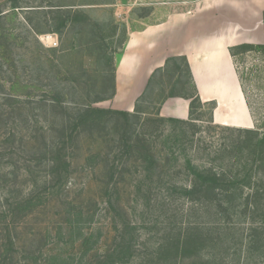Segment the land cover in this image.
I'll use <instances>...</instances> for the list:
<instances>
[{
	"label": "rangeland",
	"instance_id": "rangeland-1",
	"mask_svg": "<svg viewBox=\"0 0 264 264\" xmlns=\"http://www.w3.org/2000/svg\"><path fill=\"white\" fill-rule=\"evenodd\" d=\"M163 1L0 0V215L7 211L2 206L14 182L26 193L33 188L34 177L27 169L41 164L36 155L60 137L62 109L54 108L48 97L64 89L65 107L72 111L97 96L109 95L113 65L103 58L101 46L106 45L109 54L114 51L117 71L129 32L166 18L172 5ZM168 1L176 3V10L183 9L182 0ZM187 1L192 5L196 0ZM59 7L67 12L79 8L84 15L56 32L50 9ZM50 35L58 36L57 47L49 46ZM175 57L133 99L134 107H127L124 95L116 96V80L115 95L95 105L133 113L138 109L137 119L156 117L168 95L192 92L186 61ZM236 61L257 116L264 122V55L240 53ZM203 103L196 116L201 114L206 121L213 105ZM197 125L166 121L148 140L145 158H137L143 150L138 147L126 155L121 144L122 133L132 137L129 143L138 144L135 126L127 132V125L119 128L111 122L76 135L67 153L68 175L46 191L49 171H43L44 158L37 185L45 192L43 206L16 227L9 214L0 216V228L10 224L14 242L7 254L2 245L8 241L7 232L0 229V264H145V253L156 250L163 234L206 218L173 190L167 193L172 183L176 187L189 183V164L206 165L229 134L207 122ZM12 164L22 174L6 183ZM127 245L134 252L126 261Z\"/></svg>",
	"mask_w": 264,
	"mask_h": 264
},
{
	"label": "trees",
	"instance_id": "trees-1",
	"mask_svg": "<svg viewBox=\"0 0 264 264\" xmlns=\"http://www.w3.org/2000/svg\"><path fill=\"white\" fill-rule=\"evenodd\" d=\"M50 10H53L50 19L56 21L54 27L56 32H61L62 28L67 27L70 23H75L79 14L84 13L79 8L73 12L61 10L60 7ZM126 31V28H123V34L126 35ZM101 48L104 50L103 58L111 66L113 65L110 94L103 97L97 96L92 103L82 104L81 107L71 111L65 107L64 89L62 92H52L47 100L52 103L54 108L62 109L60 137L50 141L44 148V152L39 156L36 155V159L41 160V164L27 169L28 173L34 177L33 188L29 192L26 193L25 190L19 189L18 184L13 181L14 185L10 187L11 196L2 206L7 207V211H2L1 215L4 212L9 214V217L14 219L13 224L16 227L30 212H35L43 206L45 192L37 186L42 164L47 160L46 167L43 168V171H49L44 183L46 191L55 187L62 180V176L68 175L70 161L67 153H69V148L73 145L76 135L82 131L94 127L104 128L111 122H116L119 128L127 125V132L135 126L133 131L140 136L136 141L138 144L129 143L132 137H127L124 133H122L123 143L121 144L125 148L126 155H132L136 150L135 147H138V150L143 149L137 156V158H142L147 156L145 152H147L148 140L155 138L156 131L166 121H177L192 125V127H197L198 123L207 122L229 133L224 136L223 148L216 149L215 156L203 167L189 164L187 169L188 175L191 177L189 183L177 187L172 183L167 189V193L173 190L174 194L180 195L186 203L191 204L190 209L200 210L202 216L206 218L202 221H190L175 229L171 228L163 234L158 247L151 255L144 252L146 255L145 264H252L251 259H256L260 264H264V122L260 121L257 116L256 107L251 101L240 73L241 87L255 122L253 128L216 124L213 119L215 102H212L213 106L208 120L205 121L201 118V114L196 116L197 109L204 106V103L199 97L185 56L181 57L186 61L192 92L171 93L168 96H183L190 99L189 119L165 118L160 115V107L155 114L156 117L149 115L137 119L136 114L140 113L138 109H135L138 112L133 113L95 105L105 98L114 96L116 91L114 51L113 54H109L108 51H105L106 45H102ZM230 52L236 65V57L240 53L259 52L264 55V44L242 43L231 47ZM175 59V56L168 58L166 66ZM163 70L160 69L157 73ZM219 152L223 155L219 156ZM15 167L13 164L11 165L7 175L12 178L7 177L6 183L17 180L21 173V169ZM115 168L118 167L115 166ZM36 175L37 177H35ZM9 225L0 228L1 231L4 229L7 232L8 241H2L4 242L2 243L3 249L7 254L10 251L8 250L9 246L14 245L10 237ZM238 228L241 229L238 230ZM133 252L131 245H127L123 249L126 261L132 257ZM153 254L154 256H152ZM35 259L37 260V257Z\"/></svg>",
	"mask_w": 264,
	"mask_h": 264
},
{
	"label": "crops",
	"instance_id": "crops-1",
	"mask_svg": "<svg viewBox=\"0 0 264 264\" xmlns=\"http://www.w3.org/2000/svg\"><path fill=\"white\" fill-rule=\"evenodd\" d=\"M165 1L172 5L166 18L129 32L116 71V96L124 95L127 107H134L133 99L151 85L167 59L185 56L200 99L216 103L214 122L253 128L230 48L264 44V0H196L192 5L182 0L181 10L175 9V2ZM160 114L187 120L190 99L168 96Z\"/></svg>",
	"mask_w": 264,
	"mask_h": 264
},
{
	"label": "built area",
	"instance_id": "built-area-1",
	"mask_svg": "<svg viewBox=\"0 0 264 264\" xmlns=\"http://www.w3.org/2000/svg\"><path fill=\"white\" fill-rule=\"evenodd\" d=\"M49 40V46L51 47H57L59 45V39L58 36L50 35Z\"/></svg>",
	"mask_w": 264,
	"mask_h": 264
}]
</instances>
